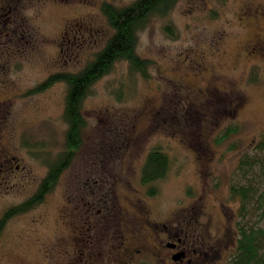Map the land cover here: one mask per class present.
Here are the masks:
<instances>
[{"label": "rangeland", "instance_id": "374dc122", "mask_svg": "<svg viewBox=\"0 0 264 264\" xmlns=\"http://www.w3.org/2000/svg\"><path fill=\"white\" fill-rule=\"evenodd\" d=\"M133 1L0 0V26L10 15L17 26L13 39L0 37V215L34 194L48 166L66 155L67 84L35 94L33 88L51 74L84 68L113 33L103 3ZM136 52L147 60L145 74L120 60L90 87L81 144L44 200L8 220L0 264L67 261L59 250L69 238V201L83 206V216L112 219L113 235L141 203L154 218L200 224L219 252L217 264L234 251L224 242L217 247L220 233H232L231 246L239 223L264 227L260 165L239 168L244 155L264 157L255 147L264 135V0H175L166 14L149 17ZM231 127L237 131L224 138ZM152 149L170 164L148 197L140 175ZM91 170L104 179L92 197L80 181L97 179ZM232 186L249 191L245 216ZM98 198L108 206L100 215L87 209Z\"/></svg>", "mask_w": 264, "mask_h": 264}, {"label": "trees", "instance_id": "16d2710c", "mask_svg": "<svg viewBox=\"0 0 264 264\" xmlns=\"http://www.w3.org/2000/svg\"><path fill=\"white\" fill-rule=\"evenodd\" d=\"M174 1L134 0L132 3L121 7L103 3L102 11L109 26L113 29V33L105 45L80 71L52 74L33 89V93L41 92L57 81H64L67 84L64 107V119L67 123L65 133L66 152L64 151L66 155L59 157L57 161L48 166L49 170L34 194L20 204L6 208L1 213L0 228L12 216L27 213L40 204L46 193L56 185L66 159L71 158L81 144L82 133L86 126L81 107L92 84L109 72L115 62L120 60L127 61L132 70L145 74L147 60L142 59L136 52L137 33L144 28L151 15L155 13L166 14ZM166 29L168 30V26H166ZM254 79L259 78L255 76ZM227 129L228 133L225 132L224 138L237 131L235 127ZM32 147L38 148V145L32 144ZM255 147L259 151H264V135L258 140ZM255 162L260 165L264 175V157L253 160L250 159V156L244 155L240 159L239 168H243L244 173V168ZM169 164L168 155L161 150L152 149L147 154L141 169L140 181L147 188L146 191L149 195L153 196L158 193L157 182L166 176ZM230 196L234 200L236 198L240 199L239 214L245 216V207L249 198L248 189L244 186H232ZM261 205L262 203H260ZM238 229L239 234L234 251L226 264H264V227L239 223Z\"/></svg>", "mask_w": 264, "mask_h": 264}, {"label": "flooded vegetation", "instance_id": "af4514ba", "mask_svg": "<svg viewBox=\"0 0 264 264\" xmlns=\"http://www.w3.org/2000/svg\"><path fill=\"white\" fill-rule=\"evenodd\" d=\"M9 18L11 19L12 16L10 15ZM9 18L7 17V21H4L5 26L3 22L1 23V40L5 38L9 41L17 32L15 29L17 26L12 27L15 22H11ZM70 162V158L66 159L67 165ZM91 173L98 178L93 180L82 176L83 179L80 181L83 190L91 189V193L86 194L92 197L101 192H96L94 184H98L97 187L102 189L104 179L95 170H91ZM145 193L146 196L152 197L147 191ZM91 204L92 206L87 209L99 215L105 211L104 207H108L101 198H98L97 204L96 202ZM67 206L70 214L67 220L69 238L65 243V250H59L66 253L67 261L56 264H217V258L220 257L216 254L219 253L218 250L214 252L213 242L206 237L200 224L179 217L154 218L153 211L144 203H141L136 214L115 224L118 226L114 231L115 235L111 233L109 227L114 224L108 223L112 219L83 216L82 212L80 214L78 212L83 206L73 201H69ZM7 223L8 221L0 228V238ZM220 234L218 236L223 237V240H220L217 247L222 246L224 242L226 250L232 252L236 244L235 241L234 245L233 243L229 245L232 233L224 231ZM117 235L118 240H116Z\"/></svg>", "mask_w": 264, "mask_h": 264}]
</instances>
